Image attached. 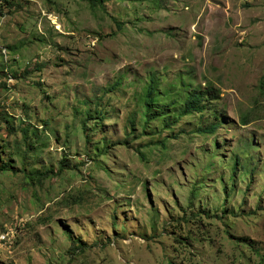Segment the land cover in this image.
Listing matches in <instances>:
<instances>
[{"label":"rangeland","instance_id":"1","mask_svg":"<svg viewBox=\"0 0 264 264\" xmlns=\"http://www.w3.org/2000/svg\"><path fill=\"white\" fill-rule=\"evenodd\" d=\"M101 1L0 0V264H264V0Z\"/></svg>","mask_w":264,"mask_h":264},{"label":"trees","instance_id":"2","mask_svg":"<svg viewBox=\"0 0 264 264\" xmlns=\"http://www.w3.org/2000/svg\"><path fill=\"white\" fill-rule=\"evenodd\" d=\"M88 1L90 7L92 10L96 9L98 6H102V1L101 0H86ZM157 90V84L155 82V80L152 78L150 80V83L147 86V90H146V96H145V107H146V111H145V116H146V121H151L153 119H158L160 117L167 119L165 121V126L166 128L171 129L176 121H169L170 117L169 113H167V111L165 110V107L160 108L158 111H154V103H156V96H155V92ZM214 91L212 88H209L207 91H199L198 89H196L195 91H192L189 95V97L186 99L185 101V112H203L206 108H207V104L209 100H212L214 98L217 97L216 94H212ZM99 112V111H97ZM246 121V120H244ZM217 126V124H214L211 126V128H209L208 130H214V128ZM27 128H23V131L25 132ZM33 147V144L30 143L29 147L26 149L27 151L30 150V148ZM24 157V155H23ZM68 162L66 161L65 157H62V159L60 160V164H59V168L56 171H53V169H45V170H39V169H34V170H26L25 168L22 169L23 172V177L26 180V184L28 185H42L43 182L51 177L57 176L58 174H60L65 168L68 167ZM9 164L7 162L3 163L0 165V174H3V172H5L6 170L9 169ZM193 195L191 197V199L194 197V195L198 192V187H196L193 191H192ZM190 199V200H191ZM192 203V202H191ZM84 247H82V245H80L79 242L77 241H73L72 242V250H82Z\"/></svg>","mask_w":264,"mask_h":264},{"label":"built area","instance_id":"3","mask_svg":"<svg viewBox=\"0 0 264 264\" xmlns=\"http://www.w3.org/2000/svg\"><path fill=\"white\" fill-rule=\"evenodd\" d=\"M17 230L18 229L9 232L8 229H5L3 232H0V243H4V244L9 245L14 240V238L17 234L16 233Z\"/></svg>","mask_w":264,"mask_h":264}]
</instances>
